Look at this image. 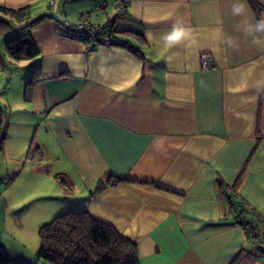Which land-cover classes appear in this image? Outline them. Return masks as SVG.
I'll return each instance as SVG.
<instances>
[{
    "label": "crops",
    "instance_id": "obj_1",
    "mask_svg": "<svg viewBox=\"0 0 264 264\" xmlns=\"http://www.w3.org/2000/svg\"><path fill=\"white\" fill-rule=\"evenodd\" d=\"M117 1L126 4L113 24L118 45L88 50L62 27L104 25ZM0 8L20 10L0 17L40 53L18 62L37 68L32 83L33 70L0 93V243L20 227L7 211L26 188L57 208L52 219L87 212L115 228L135 243L139 264H264V34L243 31L264 18V0H0ZM174 25L192 41L166 47ZM203 53L214 70L201 69ZM220 181L259 218L257 241L225 217Z\"/></svg>",
    "mask_w": 264,
    "mask_h": 264
},
{
    "label": "trees",
    "instance_id": "obj_2",
    "mask_svg": "<svg viewBox=\"0 0 264 264\" xmlns=\"http://www.w3.org/2000/svg\"><path fill=\"white\" fill-rule=\"evenodd\" d=\"M0 13L7 16H19L20 10L0 8ZM117 20L113 18L102 25L110 28L114 40L112 45H118L116 32L113 30V24ZM9 26L12 27L9 21L0 17V32ZM79 41L89 46L88 50L93 46L89 45L86 39ZM5 47L9 58L16 62L33 60L40 54L34 40L27 33L6 42ZM36 71L37 68L33 70V78L29 80V85L32 83ZM3 125L4 113L1 112L0 153L3 151L5 141ZM119 182L120 180L113 179L108 180L107 184L114 186ZM219 187L228 201L225 217H231L232 221L242 227L252 240L257 241L260 237L259 218L254 219L252 216L248 218L247 214L251 211L246 203L221 181ZM38 236L39 258L51 264H139L135 243L119 234L112 226L95 220L87 212L59 214L39 227ZM0 264L13 263L0 252Z\"/></svg>",
    "mask_w": 264,
    "mask_h": 264
},
{
    "label": "rangeland",
    "instance_id": "obj_3",
    "mask_svg": "<svg viewBox=\"0 0 264 264\" xmlns=\"http://www.w3.org/2000/svg\"><path fill=\"white\" fill-rule=\"evenodd\" d=\"M16 30L17 28L9 26L0 32V93L4 91L6 84L10 80L21 82V80L25 79L24 81L27 83L33 70V66L28 65L29 63L19 64L8 56L5 43L22 35ZM25 189L21 191L22 195L20 197L17 196L12 201L14 204L10 202L11 208L7 211V215L11 219L13 217L22 218L20 227L9 226L10 236L2 238L0 252L5 254L13 264H51L39 258L40 242L38 230L41 225L51 221L58 210H56L57 208L53 210H48L46 207L43 208L39 204V202H42L39 197L41 195L38 192L34 194L24 192ZM36 204L40 208H36ZM52 204H54V201H52ZM14 221L16 222V220ZM12 223L14 225V222Z\"/></svg>",
    "mask_w": 264,
    "mask_h": 264
},
{
    "label": "built area",
    "instance_id": "obj_4",
    "mask_svg": "<svg viewBox=\"0 0 264 264\" xmlns=\"http://www.w3.org/2000/svg\"><path fill=\"white\" fill-rule=\"evenodd\" d=\"M115 6V16L116 19H122L126 12V4L123 1H117ZM103 6L99 7L102 9ZM113 18H109L111 21ZM62 27L64 30L72 35L73 37L84 40L86 39L89 45L98 46H111L113 44V38L110 32V28L102 25H94L83 20L78 24L63 23ZM201 69L203 71H210L215 69L214 60L211 54L203 53L200 57Z\"/></svg>",
    "mask_w": 264,
    "mask_h": 264
},
{
    "label": "clouds",
    "instance_id": "obj_5",
    "mask_svg": "<svg viewBox=\"0 0 264 264\" xmlns=\"http://www.w3.org/2000/svg\"><path fill=\"white\" fill-rule=\"evenodd\" d=\"M245 12V6L243 3H236L232 7V13L234 16H242ZM245 35L256 38L257 34H264V18L257 20L255 23H247L243 29ZM163 41L166 47L171 48L181 42L192 41V35L190 30L174 25L172 29L163 36Z\"/></svg>",
    "mask_w": 264,
    "mask_h": 264
}]
</instances>
